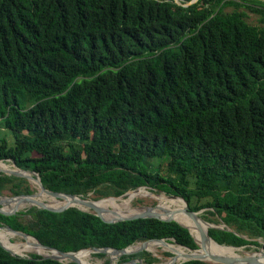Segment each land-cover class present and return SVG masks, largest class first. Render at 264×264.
I'll list each match as a JSON object with an SVG mask.
<instances>
[{
	"label": "trees",
	"instance_id": "1",
	"mask_svg": "<svg viewBox=\"0 0 264 264\" xmlns=\"http://www.w3.org/2000/svg\"><path fill=\"white\" fill-rule=\"evenodd\" d=\"M180 1L0 0V161L35 171L57 192L177 194L205 220L226 224L209 227L213 243L259 247L264 0ZM241 7L260 14L261 24L249 23ZM25 183L0 172V193L30 194ZM27 212V223L1 213L0 223L63 251L151 238L198 248L176 221L110 224L77 207ZM30 255L0 246V264H65Z\"/></svg>",
	"mask_w": 264,
	"mask_h": 264
},
{
	"label": "water",
	"instance_id": "2",
	"mask_svg": "<svg viewBox=\"0 0 264 264\" xmlns=\"http://www.w3.org/2000/svg\"><path fill=\"white\" fill-rule=\"evenodd\" d=\"M176 1V0H175ZM197 0H191L188 3H183L184 6H188L194 2H196ZM177 3L181 4V2L176 1ZM14 165L16 166L15 162H13ZM1 173L7 174V175H15L18 177H22L25 178L27 180L30 179H36L38 181L39 184V193L37 194H18V195H14V196H2L0 195V213L10 216V215H15L18 212V205L14 206L13 208H6L4 207V203L9 204L12 200L14 199H18L19 202H25L28 203L31 207H37L40 209H46L52 212H63L66 209L70 208V207H77L78 209L82 210V211H86V212H91L94 213L95 215H97L98 217H100L104 222L106 223H117V222H121V221H131V220H136V219H142V218H156L158 220H163V221H176L178 222L180 225L186 227L189 232L191 233V235L194 237V235L192 234L190 228L184 224H182L181 222H179L175 217H174V210H169L167 208H164L162 206H160L159 203L153 204V205H143V206H139L136 208L141 209V211L136 212L134 214L128 215V216H118V217H114V218H105L104 217V213L107 212L106 209L99 207L95 204L96 201L100 200V199H90L89 197H84V196H80V195H76V194H72V193H65V192H57V191H53V190H49L48 188H46L42 181L40 176L38 175V173H36L35 171H31V170H24L21 169L19 167L16 166V169H8V170H1ZM141 187H138L134 190H137ZM157 190V189H156ZM131 191V190H130ZM158 192L156 193H162L164 191L162 190H157ZM129 192V191H128ZM128 192H125L122 195H126ZM46 194L50 197L53 198H57V199H62L65 196H69L73 199V202L76 204L74 206H68V205H62V206H51L49 205L48 202L42 201L40 199H38V195L40 194ZM166 193V192H164ZM167 194V193H166ZM120 195V196H122ZM169 197H173V198H181L184 203L185 206L183 207V209L181 210L182 212H184L185 214H187L190 218L193 219V221L196 223L197 225V230L200 232V242L198 243V241L196 240V238L194 237L196 243L198 244V248H191L188 246H183L181 244H178L180 246H183L185 248H187L188 250H197L199 248H201L204 253L202 254H197V255H190L189 257H187V259L182 260L181 262L187 261V260H201V261H206L209 262L211 264H236L238 261H243L247 264H262L258 258L254 255L252 256H239V257H229V256H225V255H221V254H216V253H210L208 251L205 250V245L206 242L209 239H213L210 234H209V227L211 226H215V227H219V228H224L226 226L225 223L220 222L219 224H211L210 222L206 221L204 218L201 217V212L203 210L200 211H194L190 209V206L187 202V200H185L182 196H179L177 194H167ZM203 222L206 225V230L203 228L202 223ZM222 224V225H221ZM3 226H0V228H2ZM8 231L14 232V233H18L21 236H23V238L25 239L27 236H32L31 234L27 233V232H23V231H19L16 230L14 228H12L9 225H5L4 226ZM228 230H232L231 227H227ZM34 237V236H33ZM37 241L38 244L48 250H55L59 253V255H41L42 259H53V260H57L59 262H63L65 264H69L66 263L64 260L65 259H70L72 260L75 264H80V261L74 256V254L78 251L81 250H91L94 253H99V254H103L106 255L108 254V251L111 250L112 253L116 254L118 257L124 256V255H135L138 254L140 252L143 251H147V248L145 246V243L149 240H157L163 244H166L168 241L164 238H151V239H147L144 240L142 242H138L141 243V246H139L137 249L130 251L129 248L136 245V244H132L130 246H127L125 248H114V247H87V248H83L80 249L78 251H63L60 250L56 247H52L46 244H43L40 240H38L36 237H34ZM259 240V239H258ZM217 242V241H216ZM259 242L261 243L260 249L258 250L259 252H262V254L264 255V241L263 240H259ZM220 244V243H219ZM221 245H226V244H221ZM0 246H2L4 249H6L8 252H10L12 255H18L21 257H26V258H31V255H27V254H18L13 252L12 250H10L9 248H7L1 241H0ZM227 246H231L234 248H240L237 246H232V245H227ZM256 251V252H258ZM40 255V254H39ZM178 262V263H181ZM176 262H172L171 264H178ZM108 264H111V260ZM121 264H141V260L139 258H130L127 260H124Z\"/></svg>",
	"mask_w": 264,
	"mask_h": 264
},
{
	"label": "bare ground",
	"instance_id": "3",
	"mask_svg": "<svg viewBox=\"0 0 264 264\" xmlns=\"http://www.w3.org/2000/svg\"><path fill=\"white\" fill-rule=\"evenodd\" d=\"M3 165H5L6 168H4ZM8 166L9 165L7 163H2V161H0V169L8 170ZM138 195L150 196V197L156 199L158 201V203L160 204V206H169V207H164V208H167L169 210H175L179 214L180 217H178L176 215H174V217L176 219H178L179 221L184 222L190 228L192 234L194 235V237L196 238L198 243L200 242L201 236H200V232L197 230L196 223L193 221L192 218H190L187 214H185L184 212L181 211L183 209V207L185 206V203L181 198L176 199L173 197H169L164 192L156 193V192L151 191L147 187H141L137 190L129 191L126 198L123 201H121L120 203H117L116 207L111 208V207L106 206L104 203L100 202V201H109L114 196H112V197L107 196V197L101 198L100 200L96 201L95 204L97 206L102 207V208L107 210V212L104 213L105 218H114V217L122 216L123 214H127V213L134 214L136 212L141 211V209H139V208L132 207V201ZM39 196H45L46 197L45 194H40V195H38V197ZM122 196H124V195H122ZM115 197H119V196H115ZM90 199H93V198H90ZM14 200H16V199H14ZM182 202H183V204H182ZM49 205L57 207V206H62V205L74 206L76 204L73 202V199L71 197L65 196L62 199L52 198L51 201L49 202ZM131 214H129V215H131ZM126 216H128V215H126ZM0 233L5 234L7 237L10 238V239H4L0 235V241L7 248H9L10 250H12L15 253L22 254L19 251H17V249L21 247V248H26L29 251L27 253L33 252V253H37L40 255H52V254L53 255H59V253L55 250H48V249L40 246L38 244V241L32 236H27L25 239L12 241V239H11L12 232H9L7 230L0 228ZM25 240H27V243H25ZM28 241H30V242H28ZM25 244H28V245L25 246ZM139 246H141V243L130 247L129 250L130 251L135 250ZM145 246H146L147 250H149L151 252L153 251V252L157 253L158 247L162 246L163 250L169 251L171 253H175L176 254L175 256L167 257L166 259H164V260H168V261L171 260L173 262H177L178 259L183 258L184 254L188 255L187 254L188 252H194L196 255L204 253V251L201 248L191 251L185 247L176 248V247H174L168 243L163 244L157 240H149L145 243ZM205 250L210 252V253L221 254V255H225V256H229V257L249 256V254H250V253H247L244 251L243 252L246 255L242 254L241 253L242 251L241 252H227L222 247L215 246L210 239L206 242ZM82 251H91V250H89V249L88 250H81V251H78L76 253H79ZM76 253L74 254V256L80 261V264H104V260H102V259H99V260L87 259V258L80 256L79 254H76ZM254 253H257V252L255 251ZM259 254H262V252H259ZM108 255L111 258V264H118L116 261L118 256L116 254L112 253V251H109ZM182 260H185V259L183 258ZM259 261L262 264H264V261H261V260H259ZM65 262H68V260L66 259ZM236 264H247V263H245L243 261H238Z\"/></svg>",
	"mask_w": 264,
	"mask_h": 264
},
{
	"label": "rangeland",
	"instance_id": "4",
	"mask_svg": "<svg viewBox=\"0 0 264 264\" xmlns=\"http://www.w3.org/2000/svg\"><path fill=\"white\" fill-rule=\"evenodd\" d=\"M181 2L180 0H176ZM234 9V6H227L224 8L225 11H231ZM239 10H244L246 12V20L251 23V24H261L260 22V14L251 11L248 8L245 7H241L239 8ZM5 163H7L8 169H16V166L14 165L12 160H7L5 161ZM4 168H6L5 165H3ZM3 170V169H1ZM27 186H29V188L31 189V193L32 194H37L39 193V184L38 181L36 179H30L27 180V183H25ZM149 188V187H147ZM151 191L153 192H158L156 189H151L149 188ZM44 194V193H43ZM128 194V193H127ZM126 194V195H127ZM0 195L2 196H14V194L9 190V189H5L3 190V192L0 193ZM46 195V194H45ZM126 195L122 196L126 198ZM42 197V198H41ZM44 197V198H43ZM89 198H93V199H101L97 194H95L94 192L89 193L88 195ZM112 197V196H111ZM40 198V200L45 201V202H50L51 199L53 197H50L48 195L45 196H39L38 199ZM177 199V198H176ZM122 200V199H121ZM158 203V201L150 196L147 195H140L139 197L135 198L132 201V207H139V206H143V205H153ZM183 204V202H182ZM18 205V212L16 213V215L18 216V219L22 222V223H27L32 219V216L30 214H28L27 209L31 208V206L28 203L25 202H19L18 199L11 201L9 204L4 203V207L8 208H13L14 206ZM133 209V208H132ZM177 213V212H176ZM201 215V214H200ZM202 217V216H201ZM207 221V220H206ZM209 222V221H208ZM203 227H205L206 225L201 222ZM212 224V223H211ZM7 224L4 223H0V226H3L2 229L7 230L4 226ZM222 225V224H221ZM8 231V230H7ZM11 232V231H9ZM33 237V236H32ZM12 241H16V240H20V239H24L23 236H21L18 233H14L12 232V237H11ZM30 242V241H28ZM25 243H27V240H25ZM213 243V242H212ZM136 244H140V243H136ZM215 246L218 247H222L223 249H225L227 252H241L242 254L246 255L244 252L250 253L249 256H256L259 260L264 261V255L263 254H259V249L260 247L255 246L253 244H247L245 246H242L240 248H234L231 246H227V245H221V244H215L213 243ZM28 244H25V246H27ZM175 247V246H174ZM179 248V247H176ZM17 251H19L20 253H27L29 252L26 248H18ZM244 251V252H243ZM255 251H258L257 253H254ZM144 252V251H143ZM146 252H148V255H143V256H129L127 259L130 258H139L141 260V264H161L163 262L164 259H166L167 257H173L176 254L175 253H171L169 251H165L163 250L162 246H159L157 249V253L156 252H151L149 250H147ZM33 253V252H32ZM31 252L28 253L27 255L32 254ZM142 253V252H140ZM37 254V253H36ZM139 254V253H138ZM188 255L184 254V259H187V257H189L190 255H196L194 252H188ZM137 255V254H136ZM122 257V256H121ZM121 257L117 258V263L121 264L123 261H121ZM183 258L178 259L177 261H181ZM92 259H102L104 260V264H108L109 261L111 260L110 256L108 254L104 255V256H99L97 255V253H92ZM126 259V260H127ZM66 260V259H65ZM64 260V261H65ZM68 262L66 263H70L73 262L70 259H67ZM171 261V260H169ZM74 263V262H73Z\"/></svg>",
	"mask_w": 264,
	"mask_h": 264
},
{
	"label": "flooded vegetation",
	"instance_id": "5",
	"mask_svg": "<svg viewBox=\"0 0 264 264\" xmlns=\"http://www.w3.org/2000/svg\"><path fill=\"white\" fill-rule=\"evenodd\" d=\"M128 195V194H127ZM126 195V196H127ZM140 195H138L137 197H139ZM136 197V198H137ZM122 199V200H121ZM125 199V197H122V196H120V197H118V198H116V199H111V200H109V201H100V202H102V203H104L106 206H108V207H116V205H117V203H120L121 201H123ZM135 199V198H134Z\"/></svg>",
	"mask_w": 264,
	"mask_h": 264
},
{
	"label": "clouds",
	"instance_id": "6",
	"mask_svg": "<svg viewBox=\"0 0 264 264\" xmlns=\"http://www.w3.org/2000/svg\"><path fill=\"white\" fill-rule=\"evenodd\" d=\"M2 161V160H1ZM3 162H5V161H3ZM104 198V197H103ZM260 240V239H259ZM104 256V255H103Z\"/></svg>",
	"mask_w": 264,
	"mask_h": 264
}]
</instances>
